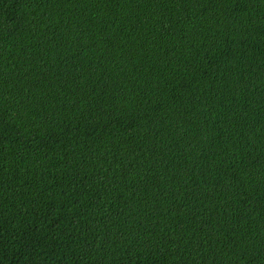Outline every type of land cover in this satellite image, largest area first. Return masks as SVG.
<instances>
[{
    "label": "trees",
    "instance_id": "obj_1",
    "mask_svg": "<svg viewBox=\"0 0 264 264\" xmlns=\"http://www.w3.org/2000/svg\"><path fill=\"white\" fill-rule=\"evenodd\" d=\"M0 264H264V0H0Z\"/></svg>",
    "mask_w": 264,
    "mask_h": 264
}]
</instances>
